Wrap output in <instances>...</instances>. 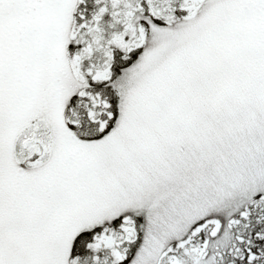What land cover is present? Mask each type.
Here are the masks:
<instances>
[{
  "label": "snow or ice",
  "instance_id": "1",
  "mask_svg": "<svg viewBox=\"0 0 264 264\" xmlns=\"http://www.w3.org/2000/svg\"><path fill=\"white\" fill-rule=\"evenodd\" d=\"M0 264H264V0H0Z\"/></svg>",
  "mask_w": 264,
  "mask_h": 264
}]
</instances>
